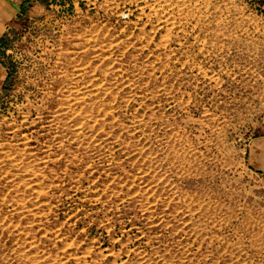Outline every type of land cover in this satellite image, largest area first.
<instances>
[{"label": "rangeland", "instance_id": "rangeland-1", "mask_svg": "<svg viewBox=\"0 0 264 264\" xmlns=\"http://www.w3.org/2000/svg\"><path fill=\"white\" fill-rule=\"evenodd\" d=\"M0 98V264H264V0H40Z\"/></svg>", "mask_w": 264, "mask_h": 264}, {"label": "crops", "instance_id": "crops-1", "mask_svg": "<svg viewBox=\"0 0 264 264\" xmlns=\"http://www.w3.org/2000/svg\"><path fill=\"white\" fill-rule=\"evenodd\" d=\"M40 0H0V98L8 81V71L4 63V53L14 24L28 15Z\"/></svg>", "mask_w": 264, "mask_h": 264}]
</instances>
